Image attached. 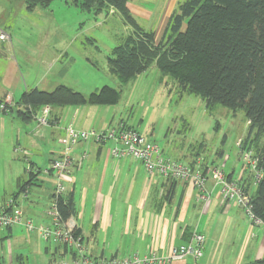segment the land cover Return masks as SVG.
<instances>
[{
    "label": "crops",
    "instance_id": "crops-1",
    "mask_svg": "<svg viewBox=\"0 0 264 264\" xmlns=\"http://www.w3.org/2000/svg\"><path fill=\"white\" fill-rule=\"evenodd\" d=\"M65 1L68 3L67 0ZM180 2L181 0H164L161 16L156 14L154 7L148 8L139 0H127L126 6L139 27L144 31L152 32L154 39L158 42L171 14ZM140 19H143L147 26H142L139 23ZM1 28L0 26V32L5 33L8 38L4 41L0 40V104L4 106V109H0V144L10 136L8 142L14 139L15 142L17 141L16 145H19L22 138L24 143L22 148L26 151L30 148L31 153H28V161L24 159L27 162L24 169L28 174L27 179L12 166L11 172L9 170L8 174L0 176V189L7 193L0 197V205L17 195L21 185H25L29 193L31 185H34L33 195H30L27 200L20 201L21 210L25 218L32 219L38 224H48L51 220L49 206L54 179L51 174L44 173L42 169L46 168L51 160L60 157L67 141L66 127L71 125L76 129H103L110 124L104 117L95 116L94 113H90V110L79 107L80 105H73L71 110L68 109V105L52 106L50 124L46 128L44 133L46 135L42 142L40 141L41 143L31 138L29 130H26L24 125L17 128L13 138L12 121L7 119L8 114L15 109L21 122L27 123L41 108L31 118L21 115L23 105L16 102L24 91L37 88L38 84L27 83L13 52L11 32L10 30L5 32L4 28ZM76 40H78L77 37L69 39L68 42L64 41L60 54H56L52 59L60 61L67 51L72 47L75 49L73 44ZM112 49L106 56V63ZM86 60L90 61L87 57ZM90 63L91 67L95 65ZM151 66L155 64L149 67ZM55 77L50 90L58 85L71 88L63 80L64 69L59 70ZM111 146L110 141L103 143L86 141L75 144L71 152L75 162L69 169V177L65 183L66 194L71 193L74 203V214L71 218L77 224L82 243L93 255L124 257L132 253L143 255L150 252L162 256L168 255L173 248L189 244L194 232L203 234L206 242L207 231L216 222L215 235H220V240L223 239L229 223H240L242 230L246 231L244 236L246 239L240 251L241 258L245 256L248 249L251 250L249 254L251 259L247 262L264 256V235L260 241L250 245L252 228L246 225V217L241 207L221 198L214 183L212 171L216 166L212 162L205 161L198 153L184 158L185 163L193 161L196 157L202 160L203 170L207 175L208 193V198L202 200L198 198V191L187 182L167 180L157 174L149 175L142 163L132 157L114 158L110 152ZM46 153L50 155L49 158H46ZM83 153L85 158H81ZM219 156L224 155L221 152ZM226 160L227 157H224L226 162L223 163L224 168L227 167L228 160ZM224 173L245 187L250 195L255 193L257 184L249 168L241 166L240 170L236 171L235 167L231 166ZM29 179L30 182H28ZM13 229V226L6 228L5 236L13 234ZM205 242L203 252L206 248ZM212 244L216 250L221 243L218 241L215 245L211 241ZM55 249L54 253L57 252ZM44 252L49 253L48 247L44 248ZM203 256L204 253L197 260L186 256L171 264H199ZM16 258L24 261L22 254L9 256L8 260L15 261Z\"/></svg>",
    "mask_w": 264,
    "mask_h": 264
},
{
    "label": "rangeland",
    "instance_id": "rangeland-1",
    "mask_svg": "<svg viewBox=\"0 0 264 264\" xmlns=\"http://www.w3.org/2000/svg\"><path fill=\"white\" fill-rule=\"evenodd\" d=\"M139 1L148 8L154 7L156 14L161 16L164 0ZM107 10H82L65 0H51L46 6L38 5L33 10H27L23 0H0V26L5 32H11L13 52L27 83L38 84V89L50 90L55 76L64 69V82L85 95L109 85L120 91L116 104H82L79 107L104 117L110 126L124 124L137 130L172 159L186 162L184 158L198 153L224 172L231 166L236 171L241 166L247 167L236 146V141H243L247 133V120L242 110L220 104L206 106L202 97L183 91L175 80L161 74L156 66L148 67L126 84H121L108 70V52L122 43L133 27L116 9L108 7ZM139 23L147 26L143 19ZM74 37L78 38L73 44L75 49L72 47L60 61H54L52 58L60 54L62 43ZM90 62L95 65L91 67ZM67 107L71 110L74 106ZM40 113L41 110H38L32 119L24 123L13 109L7 116L12 121L13 138L17 128L24 125L31 138L41 143L49 125L38 124ZM8 138L0 144V176H5L14 168L27 179L28 174L24 171L27 162L22 154L14 152V147L24 146L22 138L19 145L14 139L8 142ZM27 150L31 153L30 148ZM221 152L223 157L219 156ZM45 156L49 158L50 155L46 153ZM224 157L228 160L225 168ZM34 188L31 185L29 196L33 195ZM4 194L7 193L0 189V197ZM245 221L252 227L247 217ZM215 223L211 222L213 226L207 231L206 248L199 264H241L250 260L249 249L245 256L240 257L246 239V231L242 230L241 224L229 223L220 240V235H215ZM13 227V234L9 236H5L6 229L0 228V264L15 254H22L26 264H41L61 256V248L54 253L56 245L40 238L36 231H28L20 225ZM250 234V245L260 241L264 235V223L254 226ZM211 241L215 245L219 241V248L214 250ZM45 247L49 249L48 254L44 252Z\"/></svg>",
    "mask_w": 264,
    "mask_h": 264
},
{
    "label": "trees",
    "instance_id": "trees-1",
    "mask_svg": "<svg viewBox=\"0 0 264 264\" xmlns=\"http://www.w3.org/2000/svg\"><path fill=\"white\" fill-rule=\"evenodd\" d=\"M23 1L27 10L51 2ZM67 1L94 12L112 7L133 27L107 58L109 70L121 84L155 64L183 91L202 97L206 106L220 104L243 111L248 121L243 148L253 151L263 170L250 197L254 213L264 222V0H181L158 42L136 23L127 0ZM119 98L120 91L108 85L88 95L58 85L52 90H26L16 103L23 105L21 115L31 118L44 105H112ZM24 188L21 185L19 191ZM57 209L63 220L74 214L71 193L58 201ZM242 264H264V256Z\"/></svg>",
    "mask_w": 264,
    "mask_h": 264
},
{
    "label": "built area",
    "instance_id": "built-area-1",
    "mask_svg": "<svg viewBox=\"0 0 264 264\" xmlns=\"http://www.w3.org/2000/svg\"><path fill=\"white\" fill-rule=\"evenodd\" d=\"M6 38H8L6 34L0 32V39ZM0 109H4L1 104ZM40 110L41 113L37 118L38 124L41 126L49 125L51 106L44 105ZM66 137L67 141L60 157L51 160L48 166L42 169L44 173L51 174L54 179L49 206L50 222L35 225L32 219L24 217L20 201L27 200L29 197V191L26 188L0 205V228L6 229L20 225L28 231H36L40 238L61 248L62 252L59 258L53 257L48 262L41 264H171L173 261L181 260L186 256H191L194 260L202 256L205 237L198 232L192 234L189 244L179 245L164 256L155 252L143 255L132 253L124 257L116 255L96 256L82 243L76 222L71 217L63 220L57 209L58 201L66 195L65 183L69 177V169L75 162L71 152L78 142L103 143L110 141L112 142L110 152L114 158H135L142 163L149 175L157 174L167 180L187 182L198 191V198L205 200L208 198L207 175L203 170L201 158L196 157L191 165L165 156L156 143L147 139L137 130L123 124L108 126L103 129H76L70 125L66 127ZM236 146L239 148L242 161L251 170L257 184L263 177L259 158L255 156L252 150L243 148L241 139L236 141ZM14 151L22 154L23 158L28 161V152L24 148L16 146ZM81 158H85V153L81 155ZM212 174L221 198L230 204L241 207L252 225L251 228L264 223L253 211L250 194L244 191L236 180L228 179L224 171L218 167L214 168ZM2 264L19 263L10 259Z\"/></svg>",
    "mask_w": 264,
    "mask_h": 264
}]
</instances>
